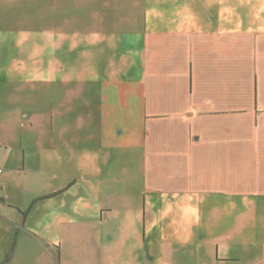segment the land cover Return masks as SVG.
I'll list each match as a JSON object with an SVG mask.
<instances>
[{
	"label": "crops",
	"instance_id": "obj_1",
	"mask_svg": "<svg viewBox=\"0 0 264 264\" xmlns=\"http://www.w3.org/2000/svg\"><path fill=\"white\" fill-rule=\"evenodd\" d=\"M35 34L43 38L41 68L37 51L20 50ZM34 70L95 73L42 80L43 92L52 82L88 87L70 112L91 109L89 128L75 115L61 129V113L56 132L48 114L43 147L89 148L86 133L91 153L110 148L95 153L101 169L90 176L101 184L107 264H264V0H0V264L45 256L61 264L60 245L33 225L61 230L67 185L28 181L24 143L34 135H24L30 114H19L12 95L19 72ZM127 158L138 174L128 170L121 182L136 205L119 209L104 169ZM166 197L191 207L165 210ZM132 229L138 241L113 239ZM44 244L56 249L47 254Z\"/></svg>",
	"mask_w": 264,
	"mask_h": 264
},
{
	"label": "rangeland",
	"instance_id": "obj_2",
	"mask_svg": "<svg viewBox=\"0 0 264 264\" xmlns=\"http://www.w3.org/2000/svg\"><path fill=\"white\" fill-rule=\"evenodd\" d=\"M26 42L28 45H26ZM26 42H24V40L20 41V50L27 49L34 53L37 51L34 65L36 68H41V56H38V53L42 50L43 38L40 34H35L32 36V40ZM58 74H61L68 80L74 77L79 78L86 74L87 77H89L91 74L93 75L95 73H57L54 71L46 73L38 70H34V72L23 71L19 72L18 84L13 86L14 93L12 95L13 99L17 101L15 105L18 108L19 114L21 115L22 112H24L23 116L26 113L30 114V117L24 120L22 131L24 135H26V133H32L34 135V141L27 140V142L24 143L26 146L25 168L28 170V181L29 179L41 178L42 176V181L43 179L46 180L44 184H49L50 187H53L54 182H57V180L61 184L64 182L65 185H67L60 199L59 213L61 226L59 229L61 230L59 231L57 226L52 222L49 231H42L39 221L35 220L33 226L38 228V233H34L40 237L44 236V239L47 241L55 242L56 246L60 245L61 264H107L106 260L108 251L110 250H108L107 247L102 249L101 243H106L108 241L109 233L108 229L105 227V225H107L106 222L105 224H101L99 216L97 215V203L99 202L101 204L100 201L102 199L100 198L102 196V191L100 190L101 184H94V180H90V176H95L96 172L101 169L93 167L96 162L95 153L107 155L109 153L108 149L110 148H106V146L102 144L96 148L97 150L93 152L94 154L91 153L93 143L90 140V135L86 136V133H83L82 139L84 141L86 140L84 143H88L89 148L82 147L81 145L76 147L68 145L69 147L59 154L55 149L43 147L48 138V135L46 136L47 122L49 121L48 114H51L52 119H55L51 126L53 132H56L58 118L61 113L67 114L66 120L63 119L60 121L61 129H66L67 125L65 122L68 121V117L75 115L76 119H78L76 120L78 124L82 122L83 128L90 127V104H84L82 112L77 110V114L75 115L70 112L75 103H80L78 100L80 95L84 97L89 96L87 91L88 87H80V85L72 87H55L52 82L51 87H47L43 92L42 80L44 78L53 79ZM99 74L101 75L104 73ZM43 97H45V101ZM84 100L89 102L87 98H84ZM77 106L79 107L80 105H76V107ZM110 151L111 154L114 153L112 150ZM133 160V158H127L123 163H111L108 166L109 168L104 169V172H107V175L103 177L104 180H106V183L112 181L115 187V194H118L114 201L115 204L113 203L115 208H119L118 206L135 208L136 202L130 200V196L124 195L127 191L124 184L121 182L122 177L126 174L128 175V170L132 172V177L138 174V164ZM53 172H57L59 176L56 178L53 177L51 175ZM175 202L180 204L183 203L185 206L191 207L190 203V205H188L186 201H175L171 197H166L165 201H161V203L164 204L165 210H171ZM153 203L154 201H149L148 206ZM47 204L51 206L52 210H55L53 209L56 207L55 199L49 200ZM156 205L159 206L160 203ZM41 207V205L36 204L34 209L38 210L41 209ZM193 207H195V205H193ZM106 219L107 218H105V220ZM133 228L137 229V227ZM140 238L141 232L134 229L119 233L115 232L113 234L114 240L123 239L138 241ZM50 244H46L49 245L48 247L45 246V244L43 246L47 254H49V250L54 251L56 249L51 247ZM35 252L37 259L39 258L37 255V248L34 249V255ZM114 255L117 257V252H115ZM46 259L47 257L45 256L44 262L42 260L41 262L35 261L34 264H48ZM119 263H123L122 260ZM51 264H53V260H51Z\"/></svg>",
	"mask_w": 264,
	"mask_h": 264
},
{
	"label": "built area",
	"instance_id": "obj_3",
	"mask_svg": "<svg viewBox=\"0 0 264 264\" xmlns=\"http://www.w3.org/2000/svg\"><path fill=\"white\" fill-rule=\"evenodd\" d=\"M3 172V169L2 168H0V174Z\"/></svg>",
	"mask_w": 264,
	"mask_h": 264
}]
</instances>
